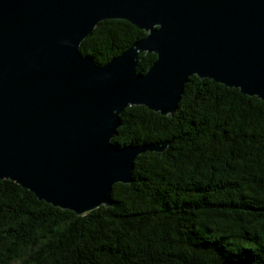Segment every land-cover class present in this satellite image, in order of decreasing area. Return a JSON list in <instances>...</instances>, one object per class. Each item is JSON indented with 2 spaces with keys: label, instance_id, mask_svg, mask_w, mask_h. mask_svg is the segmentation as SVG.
<instances>
[{
  "label": "water",
  "instance_id": "obj_1",
  "mask_svg": "<svg viewBox=\"0 0 264 264\" xmlns=\"http://www.w3.org/2000/svg\"><path fill=\"white\" fill-rule=\"evenodd\" d=\"M105 20L146 36L98 65L80 46ZM192 76L264 101V0H0V180L78 216L112 207L167 146L116 145L120 116L173 115Z\"/></svg>",
  "mask_w": 264,
  "mask_h": 264
},
{
  "label": "trees",
  "instance_id": "obj_2",
  "mask_svg": "<svg viewBox=\"0 0 264 264\" xmlns=\"http://www.w3.org/2000/svg\"><path fill=\"white\" fill-rule=\"evenodd\" d=\"M145 36L105 20L80 52L105 65ZM156 59L140 54L137 71ZM120 119L113 143L165 150L140 155L114 205L85 216L0 180V264H264V101L192 76L173 115Z\"/></svg>",
  "mask_w": 264,
  "mask_h": 264
}]
</instances>
